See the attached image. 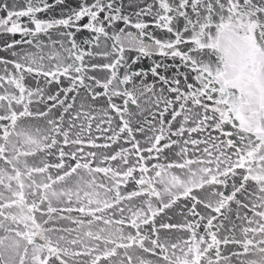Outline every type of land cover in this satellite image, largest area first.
Masks as SVG:
<instances>
[{"label": "snow or ice", "instance_id": "obj_1", "mask_svg": "<svg viewBox=\"0 0 264 264\" xmlns=\"http://www.w3.org/2000/svg\"><path fill=\"white\" fill-rule=\"evenodd\" d=\"M51 7L47 0H27L20 10L15 4H0L7 13L0 17V33L28 37L13 39L5 48L32 45V38L42 33L52 46L59 44L67 52L66 57L59 52L46 57L45 45L37 39L39 51L21 56L25 63L0 58V64H12L19 74L5 67V75H0V87L6 83L16 90L0 94V187L9 193L0 191V230L6 233L0 236V264H70L69 258L81 257L90 258L86 264H134V259L136 264H153L136 256L138 251L162 257L165 264H232L234 259L264 264V210H258L264 209V0H153L136 13L135 23L112 0H84L66 18H38ZM149 16L153 19L145 22L143 17ZM21 17L34 27L22 25ZM85 17L88 23L78 26ZM117 21L136 31L121 27L110 34ZM149 23L174 38H156L148 31ZM61 26L94 33L83 40L86 45L99 49L103 37L111 47L81 48L75 33L68 31L60 32L69 44L65 48L62 41L51 39L50 30ZM152 49L180 61L172 77L161 75L158 63L148 70L167 86L159 92L156 81L144 82L147 71L135 67L140 57L153 55ZM126 52L138 55L128 58ZM96 57L108 62L92 63ZM45 59L57 63L46 69ZM181 67L187 71H179ZM95 72L107 75L101 79ZM25 74H34L35 88L24 83ZM81 90L93 103L104 98L106 107L96 113L89 105L85 111L81 102L77 109ZM85 119L86 126L77 123ZM26 120L44 121V127H25ZM95 120L100 135L93 137ZM76 128L80 131L73 138ZM146 132L152 134L143 142L137 139ZM113 145L120 147L109 154ZM172 149H178L175 155L182 162L152 163ZM37 155L43 157L40 165L30 164L27 158ZM52 156L57 162H50ZM174 168L179 173L172 172ZM74 175L79 176L75 185L66 186ZM130 183L135 187L129 191ZM205 186L212 189L211 199L194 194ZM181 198L193 201L188 210L192 219L157 226L155 218ZM54 200L79 207L57 209ZM233 203L237 218L249 225L241 239L221 236L223 223H214L221 216L227 219L225 210ZM197 205H203L204 214ZM245 209L252 216L245 212L241 217ZM59 211H77L86 218L72 219L81 230L76 238L64 234L77 229L45 227L71 219L53 215ZM162 229L189 235L171 243L169 254L168 244L161 242ZM227 231L234 233L235 228ZM229 245L241 250L225 254ZM71 246L80 250L71 251Z\"/></svg>", "mask_w": 264, "mask_h": 264}, {"label": "water", "instance_id": "obj_2", "mask_svg": "<svg viewBox=\"0 0 264 264\" xmlns=\"http://www.w3.org/2000/svg\"><path fill=\"white\" fill-rule=\"evenodd\" d=\"M47 2L52 5V7L48 10H46L45 12L42 13H38L37 16L38 18L41 19H52V18H66L68 15H71V13L74 10H79V7L81 5L82 2H84V0H63L62 3H58L57 0H47ZM105 3L108 2V0H104ZM153 0H112V3L115 7H118L121 9V14L123 15H128L133 23H135L137 21V17H136V13L141 9L144 8L147 4L152 3ZM88 4H92L94 3V0H87ZM0 4H6L8 6V8H12L13 4H15L16 6V10H20L23 9L27 6V0H0ZM158 6V5H157ZM155 11V9H154ZM7 15V13L5 11L0 10V17H5ZM104 14L101 13V16H103ZM143 19L145 20V22H149L151 21L153 18L151 16L149 17H143ZM20 23L22 25H27L28 27H34V25H32L29 21V19L27 17H21L20 18ZM88 23V18H82L80 21L76 22V24L78 26H82L83 24ZM182 21L180 22V26H182ZM124 27L129 31H133L135 32L136 29L131 28L129 25H125L123 23V21H117L116 22V26L115 29L113 28H109L108 31L110 34H113V32L115 30H118L119 28ZM51 31V39L52 40H58V41H62L64 43V47L67 48L69 46L68 42L66 40H63V38L60 36V32H68L71 31L73 33H75V38L77 43L80 45L81 48L84 49H90L93 51H100V50H104L105 48H109L111 47V41H105V39L102 37L101 38V42H100V47L99 49H96L94 45L89 46L83 43V40L85 39H89L91 37H93L95 34L94 33H90L88 30L83 29L81 27V30L79 32L76 31L75 27H70V28H64V27H60L58 29H54V30H50ZM148 31H150L156 38L161 39V40H167L170 38H174L172 37V34L168 33L166 30L164 29H159L156 28V26L152 23H149V28ZM13 39L16 40H20V39H28V37H23L21 34H15V36L11 35V34H7V33H0V58L4 59V60H15L17 62H21V63H25V61L21 60L20 57L23 56L25 53H34V52H38L39 49H37L35 47V43L36 40L39 39L41 42H43V44L45 45L44 49H43V54L47 57L48 55H51L55 52H59L61 54L62 57H66L67 56V52L63 51L60 48L59 44H56L55 46H52L50 44L49 41V37L44 35V34H38L37 37L32 38L33 39V44L29 45V44H20V45H16L14 46L12 49H7L5 48V45L8 43H11ZM145 42L146 43H151L147 38H145ZM153 51V55L150 57H140L137 61V64L135 65L136 68H143L147 71V75L144 77V82L148 83V84H152L154 81H156V91L159 92L161 87H167L162 85V83H160L158 81V77H153L151 72L148 71L152 66H154V64L158 63L161 65V67L158 69L159 73L161 75H165L167 77H172L176 72H177V68L176 65H178L180 63L179 59H173L171 57H165V56H161L159 54H157L155 52V49H152ZM13 52L17 53V55H13ZM126 57L131 58V57H136L138 55V53L136 52H126ZM88 58L86 57V60ZM70 62V61H68ZM92 63H106L108 61L100 58V57H96L93 58L91 60ZM57 63V61L53 60L51 63L45 59L44 64L46 69L50 68L52 64ZM5 67H7L8 71L19 75L18 73L15 72V69L13 68L12 64H8V65H4V64H0V75H5ZM179 71L184 72L187 71L184 68H180ZM94 75H97L98 77H100L101 79L105 78V76L107 75L106 73H102V72H95L93 73ZM122 74V73H121ZM40 82L41 84H43V77H40ZM63 83L64 86H67L68 81L66 79H63ZM24 83L31 88H35L36 87V78L33 75H28L25 74V81ZM181 86L183 87V80L181 79ZM124 86H121V88H123ZM56 86L52 85L51 86V90L55 91ZM5 90L9 91V92H15L16 90L12 87L7 85L6 83L4 84V87H0V94H3L5 92ZM102 91V89H101ZM18 94V93H17ZM146 99V98H145ZM83 102L85 104V111L88 110L89 105H91L93 108L96 109V113H99L100 109L103 107H106V101L104 98H101L99 100H97L95 103L91 102L90 100H88L85 95L83 90H81L80 95L77 99V109L79 108L80 103ZM115 102L120 103V100H116ZM5 103L6 102H2ZM35 105L33 106V110H35ZM145 107H147V105H145ZM162 107V105H161ZM0 114H3L2 112H0ZM58 115V113H57ZM150 118V117H149ZM84 123L85 126L87 125V120H83V121H78L77 123ZM96 123H99V120H95L93 121V132H92V136H99L100 133L95 131V125ZM39 125L40 127H44V121H29L26 120L24 122V126L28 127L31 126V128L34 130L35 127ZM66 126V125H65ZM107 126V125H105ZM80 129L76 128L73 131V138H75V133L79 132ZM111 133H108V135H110ZM151 132H146L144 135L141 134H137V139L141 140L143 142L145 136L147 135H151ZM83 135L85 137H87V133H83ZM195 138V137H194ZM173 139H175V137H173ZM2 142V141H0ZM99 143H104L103 140L98 141ZM19 146V145H18ZM124 147H129V145H123ZM145 147H147V145H143ZM120 147V145H113V148L111 150H109V154H111L112 151L117 150ZM23 150V149H22ZM66 151H74L75 149H70V148H65ZM54 151H58V150H54ZM85 151H98V152H103V149H89V148H85ZM178 151V149H172V150H166L164 153V158H162L159 161L153 160L152 163H163L165 165H167L170 162H182L180 160L179 157H177L175 155V152ZM42 155H37L36 157H28V161L30 164L33 165H40V162L42 160ZM50 160V162H57L55 159V156L49 157L48 158ZM2 163V162H0ZM74 163V162H73ZM101 166H105V165H101ZM115 165H113L114 167ZM179 169H172V172L174 173H179ZM52 174L56 175V171L53 169L52 170ZM79 178L78 175H74L73 177L69 178L67 181V185L66 186H74L76 180ZM99 178V177H98ZM135 187L134 184L130 183L128 185V189L127 190H132ZM159 187V185H158ZM250 187H252L250 185ZM219 190H225L222 187H219ZM230 187L226 190V191H230ZM0 191H5L2 187H0ZM211 192L212 189L208 186H205L204 189L201 190H197L194 194L203 198V199H211ZM5 195H9V193H7L5 191ZM241 199H243V197H240ZM167 202V197H165V201ZM135 203L138 205L140 203L139 200H136ZM193 201L190 198H181L179 201H177V203L175 205H173L171 208L169 209H165V211L163 213H160L155 219H156V224L157 226H159V224L161 223H171V224H183L188 220H191L192 217L189 214V208L191 207ZM159 206V205H157ZM53 207H56L57 209H66L68 207H79V205L77 204H67L66 202H58V201H53ZM197 210L201 212V214H204V209H203V205H197ZM237 205H235L234 203L230 205L228 210H225V215L227 217V219H225L223 216L219 217L217 221H214L215 224H219V223H223L224 227L221 229L220 231V235L224 236V235H235L237 239H241L242 238V229L244 227H247L249 225H247V222L245 220L238 219L237 218ZM258 210H264V209H258ZM245 212H247L248 216H252V213L250 211H248L247 209L245 210H240V216L243 217ZM39 216V214H37ZM54 216H66V217H71V219H57L54 220L52 222H50L49 224H46L45 227H58V228H69V229H77V225L75 223L72 222V219H76V218H85L82 217V214L77 212V211H72L71 213L67 212V211H59L57 213L53 214ZM117 219L119 218V216L116 217ZM0 219H2V217H0ZM44 219H47V217L45 216ZM86 219V218H85ZM7 223V222H6ZM206 223V221H205ZM13 227H15V225H12ZM255 226V225H252ZM235 228V232L234 233H229L227 231V229L229 228ZM86 230V229H85ZM95 230V228H94ZM81 231L79 229H77V231H73L71 233L70 236H68V234H64L67 236L68 239L71 238H76L78 235V232ZM199 232H201V234L203 233V227H201L199 230ZM6 235V233H4L2 230H0V236ZM188 233L186 231L180 230V229H162L160 231V238H161V242H166L169 246V254H171V248H170V244L171 243H175L178 240H183V239H187L188 237ZM249 238H252L251 234H249ZM256 239H259V237L257 236ZM222 248L224 247L223 245L221 246ZM71 251H78L80 250L78 246H71L70 248ZM241 250L239 248V246H232L229 245L227 247V249L225 250V254H227L230 251H238ZM119 251H123V250H119ZM159 251V250H157ZM136 256H140L145 260H151L153 261V264H165V262L163 261L162 257L161 258H157L155 256H152L149 253H142V252H137L135 254ZM248 257H241V259H247ZM89 257H81L78 258V260L73 261L71 260V258H69L70 260V264H81V262H84V264H86V262L89 260ZM119 257L114 258V260H118ZM134 264H136V261L134 259ZM232 264H239L238 260L234 259L232 261Z\"/></svg>", "mask_w": 264, "mask_h": 264}]
</instances>
